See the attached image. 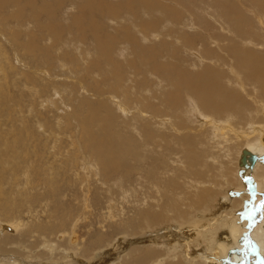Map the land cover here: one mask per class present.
<instances>
[{
  "label": "bare ground",
  "instance_id": "6f19581e",
  "mask_svg": "<svg viewBox=\"0 0 264 264\" xmlns=\"http://www.w3.org/2000/svg\"><path fill=\"white\" fill-rule=\"evenodd\" d=\"M8 5L17 6L16 12L9 16L5 13V6ZM27 5L30 6L35 19L29 14L31 22L38 24V33L34 30L24 32L12 29V39L8 42L14 51L21 47L31 53L33 58L31 57L30 62L35 64L36 73L40 69L39 66L45 65V62L52 58V51L59 53L62 65L73 63L70 67L73 75H76L72 77L77 78V88L99 98L96 103H90L92 101L86 97L81 99L80 106L88 107L87 116L82 110H73V113L82 114L88 119L101 117L99 119H102L106 132L115 123L113 115L100 116L97 113L98 110L101 112L106 108V99L111 98L119 102L123 114L129 113L127 106L133 105L131 111L137 112L131 114L132 120H135L131 125L140 122V131L139 127L137 131L139 139L134 137L139 143L138 147L152 146L153 149L160 148L169 152L154 158L155 161L166 163L167 157H178L177 160H172L177 166L174 173L155 184L151 180L153 174L123 157L110 136L103 134L100 138L94 135L91 128L86 130V147L92 149L98 160L96 166L104 171V175L129 179L132 174L141 173V179L144 180L145 173V177L149 178L145 197L139 198L137 185L134 188V199L131 197L136 203L133 205L134 216L131 221L134 230L132 232L130 229V235L137 238L130 240L124 250L118 253L115 251V258H109V264H241L245 258L237 247L243 245L246 221L240 223L229 218L227 210L229 206L234 208V205L238 206L243 201L248 205L252 204L251 201L254 200L251 197L256 199L264 191V0H141L138 13L131 10L136 17L132 16L131 22L121 24V28L115 29L116 34L104 30L102 22L96 19L97 14L103 12V16L116 17L125 7H135L133 4L113 7L105 0H48L42 4L37 0H0L1 26L8 24L9 17L16 18V27L22 26ZM68 6H75L77 12L72 15L67 28L59 29L51 21H59ZM41 18L48 22H41ZM31 22L27 24L30 25ZM188 27L194 31L189 32L186 30ZM71 28H79L82 32L81 38L71 36L69 40L70 43L76 44L74 49L77 53L74 50L62 49L59 43L63 32ZM0 36L3 37V34L0 33ZM88 37L92 38L93 43ZM151 38L158 42L151 46L143 43ZM48 39L50 43L47 42ZM39 40L45 41L46 46L40 45ZM79 44H85L83 50L87 54L86 57H80ZM159 45L161 48L157 47ZM4 46L0 41L3 55L7 54V48ZM165 52L175 61L159 62L158 57ZM118 54L119 57L125 56L127 65L121 66L122 61ZM135 57L142 64V68L139 63L137 65ZM132 66H135L134 76L141 74L140 79L135 78L138 87L134 89V93L132 79L129 80L131 84H126L125 77L120 74L122 69L127 71V68L131 69ZM109 68L112 73L106 75L105 71ZM53 72L50 77H53ZM27 78L33 79L31 74H27ZM88 78L94 79V82L88 81ZM38 82L41 86L40 81ZM153 82L160 86V94L154 89L155 85L152 87ZM33 88L37 89L35 86ZM243 94L248 98L239 100L244 97ZM118 98H121V101L116 100ZM152 99H157L158 103H152ZM52 100L50 98L48 101L51 103ZM134 104L137 108H134ZM163 105L165 107L160 108ZM38 113L39 116L42 115V112ZM41 118L43 119L42 116ZM44 120L45 125L52 128V118L44 117ZM156 123L161 126L159 128L169 131H161L158 134L152 128ZM66 125L68 122H65ZM57 127L61 129L64 126L58 124ZM24 129L26 131L28 127L25 126ZM55 137L56 134L51 130L47 137L48 142L52 143ZM70 138L73 149L74 137ZM17 140L11 144L16 148H8L9 146L2 145L4 142L0 139V146H3L0 149V226L4 225V231L7 230L8 224L16 230L22 225L17 220L2 219L4 214L11 213L12 205L5 194L4 184L9 185L11 196L18 191V195L31 198L28 190H16L20 181L21 185L22 181H26L25 189L29 188L28 185L31 186V191L35 189V186H32L33 174L26 169L29 166L27 160L31 156L25 151L23 144H20L21 141ZM36 140L38 142V139ZM23 141L27 142L26 139ZM47 145L43 154L35 150L38 162L48 154L50 147L47 148ZM138 147L133 145L124 150L137 158L140 155ZM52 149L56 151L59 147L55 144ZM77 152L80 158L82 151ZM68 153L69 150L67 156ZM72 154L70 153V156ZM252 155L255 156L254 159ZM72 159L74 160V156ZM253 160L257 163H253ZM45 172H56L55 164H49ZM80 172L83 182L92 175L102 177L99 170L83 169ZM251 173H254L253 176ZM77 175H80L78 171ZM22 176L25 179L22 180ZM237 177L246 182L242 183ZM99 182L102 183L100 179ZM233 182L240 187L242 193H233V197L235 194L238 197L230 200L227 192L229 190L225 189L226 187L220 188V185H227L228 188ZM247 186L252 196L248 195L249 193L245 195ZM213 198H223L222 204L226 207L213 218H206L202 213L209 209L213 212V208L209 207ZM2 220L7 223L6 226ZM39 229L48 232L52 231L54 226L40 225ZM10 230L14 229L2 233L5 237L0 241V252L9 251L10 244L13 243V240L8 238ZM144 230L151 232L147 235V232L143 233ZM255 231L256 249H259L264 258V220ZM78 249L80 250V247ZM88 249H84V254H89ZM125 250L126 253L122 254ZM231 251L233 253L229 255Z\"/></svg>",
  "mask_w": 264,
  "mask_h": 264
},
{
  "label": "rangeland",
  "instance_id": "374dc122",
  "mask_svg": "<svg viewBox=\"0 0 264 264\" xmlns=\"http://www.w3.org/2000/svg\"><path fill=\"white\" fill-rule=\"evenodd\" d=\"M105 1L113 7L121 6L123 4H133L135 6L133 8L125 7L123 11L116 17L103 16V12H99L97 14L96 19H99L102 22L104 30L113 34H116L115 29L122 27L121 24H128L132 21L133 17H136V14L131 10H135L138 13V4L141 3V0ZM37 2L42 4L48 2V0H37ZM5 7H7L5 13H8V16L14 14L17 10V6L15 5H8ZM68 7L69 8H65L63 11V16L59 19V21H51V23L57 26L59 29L67 28L72 15L77 12L75 6ZM29 14H31L33 20H35L30 6L27 5V10L23 15L24 23L20 27H16L17 24L14 22L16 21V18L14 17H9V22L6 24V26H1L0 24V33L3 34V37L0 36V41L3 42L5 45L4 47L7 48V54L5 55H3V49L0 48V139L4 142L2 145L6 147L9 146L8 148H16L11 144H13V142L17 139V141H21L20 144H23V148L31 156L28 158L29 161L27 160L30 169L29 166H27L26 169H28V171L33 174H31L34 179V184H32V186H35V189L31 191V189H29L31 187L30 185H28L29 188L25 189L24 183L26 181H24V183L22 181V185L20 181L19 186L16 187V190L19 188V190H22V192L28 190L27 192H30L31 195V198L28 197V199L26 196L18 195V193L20 194L18 191L16 192L17 195L14 194L11 196L12 192L9 191V185L4 184L5 194L12 202V205L10 206L11 213L4 214L3 216L5 217H2V219L7 221L11 219L17 220L18 222L22 223V225L18 230H16L12 226H9V224L7 225V223L2 220L5 226H8L7 230L11 228L14 230H10L9 232L10 237L8 238L13 240V243L10 244V247L8 246L9 251L0 252V264H109L111 260L115 258L114 255L116 252L118 253L119 251L124 250L126 247H128L130 240L137 238H134L133 235H130L131 231L133 232L134 230L133 226H131V221L134 216L133 205L136 203L133 202L134 188L137 185L140 192L139 198H144V192L149 187V178H146L147 176L145 177V173H143L144 180L141 179V173L136 175L132 174V177L130 176L129 179H123L121 176L111 178L106 174L104 175V171H102L99 166H96V162H98V160L92 149L88 146L86 147L87 143L84 139L87 138L86 130L91 128L96 137L101 138L103 137V134L110 136L114 140L115 145L118 146V149L122 153L123 157L131 162L136 163L146 172L153 174V178L151 180L155 184H159L165 180L166 176L174 173V169L177 166L176 163H172V160H177L178 157H175L174 155H167L169 158H171V160H169L167 157L166 163L155 161L154 158L166 155L169 152L162 151L160 148L153 149L152 146L138 147L139 143L134 137L138 138L137 131L140 122H137L138 124L131 125L135 123V120H132L131 114L132 112H137L135 110L131 111L133 105L127 106V108L130 109L129 113L123 114L120 106L118 105L119 102H116L111 98L106 99V108L101 110V112L99 110L97 112L100 116H105V114L114 116L113 122L115 123L112 122L113 127L111 126L112 128L106 132H104V124L102 119H99L101 117L98 119H88L82 114L73 113V110H82L86 112L88 109L87 106H80V102L83 97H86L92 101L90 103H96V100L99 99L97 96L92 95L83 89L77 88V78L72 77L76 75H73L70 67L73 63H70V65H62L63 63L58 56L59 53L52 51V58H50L49 61H46L45 65L39 66L40 69L38 68V72L42 74L41 76L40 73L35 72V64L33 65L30 62L33 58L31 53L20 47L16 48L17 54L8 42L9 39H12V29H20L24 32L34 30V32L38 33V24L31 22L32 20L30 19ZM142 16L144 17V15ZM208 17H210V15ZM29 21L33 24V27L32 24H27ZM41 22L46 23L48 21L45 18H41ZM186 30L189 32L194 31V29L191 27L186 28ZM69 31H71V33ZM26 36L28 38V35ZM71 36H78L81 38L82 32L79 30V28L65 30L59 39L60 46L62 49L74 50V52L77 53L74 49L76 44L69 42ZM87 39L93 43L91 37H88ZM47 42L50 43V39H48ZM155 42H158L155 40V38H151L149 41H143L144 44H148L149 46L153 45ZM39 43L42 46H46L45 41L39 40ZM79 45L80 57H86L87 54L83 50L85 44ZM157 47L161 48V45ZM38 55L40 54L38 53ZM91 55L92 54L90 53L89 56L91 57ZM40 56L44 58L43 55ZM117 56L120 61L123 62L122 63L119 61L121 66L127 65L125 56L119 57V54ZM81 61L83 62V60ZM158 61L166 63L175 60L169 53L165 52L158 57ZM136 63L137 65L139 63V67L142 68V64H140L137 58ZM54 65H56V67ZM67 67L69 69H67ZM134 68L135 66H132L131 69L128 67L127 71L122 69L120 73L122 77H125L126 84H131V81L129 80L132 79L133 83L131 86H133V93L135 91L134 89L138 87L135 78L140 79L141 77V74L134 76ZM52 72L53 77H50ZM105 73L106 75H110L112 71L109 68L106 69ZM27 74H31L33 79L29 80L27 78ZM54 75L56 77H54ZM38 76H40V78ZM50 79H53V81ZM98 79H100V77ZM87 80L92 83L94 82V79L91 78H88ZM38 81H40L41 86L38 85ZM155 84L156 83L153 82L152 87ZM34 86L37 89L33 88ZM101 87L103 91V85ZM154 89L158 91V94H160L162 91L160 86L157 85L154 86ZM43 93L45 94L43 95ZM243 96L244 97L239 100H245V98H248L244 94ZM122 97L124 96L122 95ZM50 98L51 100L53 99L51 103L48 101ZM116 100L121 101V98ZM147 101L148 99H146V102ZM151 102L157 104L158 100L152 99ZM164 107V105L160 106V108ZM134 108H137L136 104H134ZM38 112H42L41 116L43 119L41 116H39L40 114ZM87 114L88 112H86V116ZM49 116L52 118V128L45 125L44 122V117ZM66 118H68L67 121ZM243 120L244 119H242V121ZM65 122H68V125L65 126ZM58 124L63 125L64 127H60L61 129H59V127H57ZM12 125H14V127ZM25 126L28 127L26 131L24 129ZM159 126V123H156L152 126L153 130L158 134L161 131H169L159 128ZM51 130L54 131V135L56 134L55 140L52 143L48 142L49 139L47 138ZM70 136L74 137L73 149L71 148L72 145ZM25 139L27 142L25 141L24 143L23 140ZM36 139H38V142ZM124 142H126L125 146ZM46 143H48L49 146ZM55 144L59 147V149L56 151L52 149ZM46 145L47 148L50 147L48 154L45 158L40 159L38 162L36 151L39 150L37 152L39 154H43L46 151ZM133 145L138 147V152L140 155L137 158H134L129 152L124 150L127 147ZM3 146H0V149H2ZM35 147L37 148L35 149ZM68 150L69 153L67 156ZM78 150L80 153L82 151V156L80 158L77 152ZM70 153L73 154L70 156ZM73 156L74 160L72 159ZM52 163L55 164L57 173L53 172L46 174L45 170H48V165H52ZM253 163H257V161L253 160ZM166 167H169V169H166ZM83 169L87 171L99 170L100 173H102V177L99 178L96 175H92L83 182L81 176L82 173L80 172V170ZM238 170H240V167H238ZM77 171L80 173V175H77ZM248 173H250V171H248ZM253 174L254 173H251L250 175L253 176ZM19 175L21 176V174ZM237 176H239V174H237ZM41 178H43V180ZM23 179L25 178L22 176V180ZM99 179L102 181V183L99 182ZM238 180H240L242 183L246 182L242 180V178H238ZM131 186H133V188ZM5 187L7 188L6 190ZM222 187H226L225 189L229 190L227 192H229L230 200H232L234 197H238L237 194H235L233 197V193H242L240 187L234 182L231 187L227 188V185H220V188ZM244 193L245 195L249 193L248 186L247 189L244 190ZM248 195H250V193ZM247 198L249 197H246V199ZM251 198L254 200L251 201L252 204L248 205L246 201H243V203L238 206L234 205V208H230L229 206L227 211H229V218L240 221V223H244V221H246L243 229V245L237 247L238 249H241V253L244 254L245 258L242 260L241 264H264V258L260 255L261 253L259 249H256L257 243L255 237V230L258 229L264 220V191L261 192V196H258L256 199H254L253 196ZM222 201H224L223 198H220L219 200L213 198L212 203L209 205V207L211 206L210 208H213V212L209 209L207 211H203L202 215H205L206 218L210 216H212L210 218H213L214 215H217L218 212L222 211L226 207L223 206ZM86 203L88 205H86ZM70 211L72 214H70ZM68 212L69 214H67ZM199 214L201 215V213ZM50 224L54 226L52 231L42 232V229H39L40 225ZM24 225L25 228H23ZM3 226L4 225L0 226V241L3 236L5 237V235L2 233L8 232L7 230L4 231L2 228ZM146 232V230L143 231V233ZM150 232H147L148 234H146L149 235ZM74 245L75 247H73ZM76 246H79L80 250L78 249L79 247L77 248ZM17 247L20 248L18 249ZM85 248H89L91 253L88 252L89 254H84ZM125 253L126 250L125 252H122V254ZM232 253L233 251H231L229 255Z\"/></svg>",
  "mask_w": 264,
  "mask_h": 264
},
{
  "label": "water",
  "instance_id": "95a60500",
  "mask_svg": "<svg viewBox=\"0 0 264 264\" xmlns=\"http://www.w3.org/2000/svg\"><path fill=\"white\" fill-rule=\"evenodd\" d=\"M254 157H255V156H254V155H252V158H253V159H254Z\"/></svg>",
  "mask_w": 264,
  "mask_h": 264
}]
</instances>
